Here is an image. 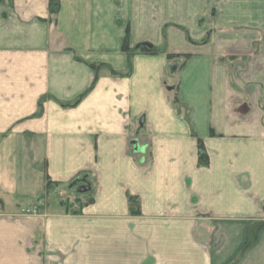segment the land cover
<instances>
[{
  "label": "crops",
  "instance_id": "crops-1",
  "mask_svg": "<svg viewBox=\"0 0 264 264\" xmlns=\"http://www.w3.org/2000/svg\"><path fill=\"white\" fill-rule=\"evenodd\" d=\"M0 264H264V0H0Z\"/></svg>",
  "mask_w": 264,
  "mask_h": 264
},
{
  "label": "trees",
  "instance_id": "trees-1",
  "mask_svg": "<svg viewBox=\"0 0 264 264\" xmlns=\"http://www.w3.org/2000/svg\"><path fill=\"white\" fill-rule=\"evenodd\" d=\"M50 10L51 12H53L55 11V8L51 6ZM122 47L128 54L135 52V51H142V52H147V53H155L158 51L156 47L149 46L148 44H139L135 48H130L127 44L126 38L124 39V43ZM198 163L200 165H206L208 163L207 154L205 152L204 145L201 140L198 141ZM49 184H50V181L48 180L47 185ZM90 199H91L90 197L86 198L85 201H89ZM128 201H129L130 206L136 205V208H137L138 200L136 197L128 195Z\"/></svg>",
  "mask_w": 264,
  "mask_h": 264
},
{
  "label": "rangeland",
  "instance_id": "rangeland-1",
  "mask_svg": "<svg viewBox=\"0 0 264 264\" xmlns=\"http://www.w3.org/2000/svg\"><path fill=\"white\" fill-rule=\"evenodd\" d=\"M75 180V182H72L73 184L72 185H75L76 183H79V185L78 186H80V184H84V183H86V182H89L87 179L85 180V179H83V178H81V176H79V177H77V179H74ZM73 180V181H74ZM84 181V182H83ZM83 186H88L89 187V190H86V191H90V184H88V185H83ZM77 188L78 187H76V189H75V192L77 193V192H79V191H77ZM74 192V193H75ZM75 193V194H76ZM77 196V195H76ZM72 192L71 193H67V194H63L62 196H56L53 200H58V198L60 197L61 199H60V202H63L62 200H64V202H65V200L66 201H70V202H75V201H77L78 199H76L75 197H76ZM63 202V203H64ZM57 203H58V201H57ZM65 204V203H64ZM66 205V204H65ZM31 209L30 210H25V212L26 213H34L35 211V209H37V207H30ZM66 208H67V206H66ZM74 208H76V207H74ZM73 209L71 208L70 209V211H72ZM74 210H76V209H74Z\"/></svg>",
  "mask_w": 264,
  "mask_h": 264
},
{
  "label": "water",
  "instance_id": "water-1",
  "mask_svg": "<svg viewBox=\"0 0 264 264\" xmlns=\"http://www.w3.org/2000/svg\"><path fill=\"white\" fill-rule=\"evenodd\" d=\"M88 189H89L88 186L80 185V186H78L77 191H79V192H84V191H86V190H88Z\"/></svg>",
  "mask_w": 264,
  "mask_h": 264
},
{
  "label": "built area",
  "instance_id": "built-area-1",
  "mask_svg": "<svg viewBox=\"0 0 264 264\" xmlns=\"http://www.w3.org/2000/svg\"><path fill=\"white\" fill-rule=\"evenodd\" d=\"M81 178H83V176L81 177ZM83 179H85L86 180V177L85 178H83ZM84 182V181H83ZM89 184V182H86V183H84V184H80V185H88Z\"/></svg>",
  "mask_w": 264,
  "mask_h": 264
}]
</instances>
